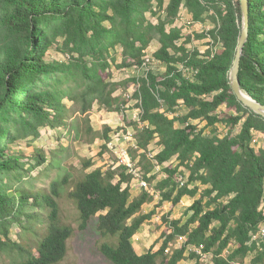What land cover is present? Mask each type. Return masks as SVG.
Returning a JSON list of instances; mask_svg holds the SVG:
<instances>
[{
    "label": "trees",
    "instance_id": "16d2710c",
    "mask_svg": "<svg viewBox=\"0 0 264 264\" xmlns=\"http://www.w3.org/2000/svg\"><path fill=\"white\" fill-rule=\"evenodd\" d=\"M153 6L165 12L158 23L147 19ZM249 6V38L239 78L244 90L264 103V0H249ZM182 7L195 21L203 22L213 12L215 28L197 35L214 40L206 53L189 49L185 42L178 45L182 29L174 24ZM242 24L241 0H0V253L10 257V264H61L75 232L61 221V183L53 181L46 190L26 180L22 157L11 145L39 136L44 126L65 125V98L86 116L87 140L108 141L112 127L106 124L96 132L89 124L90 111L96 102L108 111H121L126 102L116 92L131 81L140 84L135 97L141 121L148 123L136 134L145 178L153 183L157 175L147 174L157 163L179 160L165 168L167 176L155 185L162 195L159 204H178L186 195L197 197L201 184L207 187L185 222L169 221L161 247L140 254L133 238L155 214V209L142 212L154 196L143 190L132 197L130 174L94 168L68 193L79 211L80 229L86 230L98 216L97 230L105 239L98 250L111 264H179L186 258L199 262L197 249L212 254V264L243 262L251 252L255 256L250 264H264V239H254L264 224V147L252 144L254 130L264 134V117L244 106L230 84ZM156 37L161 46L153 55L167 65L166 72L150 69L121 82L104 77L112 50L122 47L121 66L141 68ZM60 38L69 57L47 59ZM179 64L197 73L185 74ZM181 100L188 113L170 118L168 111H175ZM224 104L236 114L219 113ZM196 119L223 123L227 132L207 135L191 123ZM177 120L189 124L177 127ZM156 138L162 148L153 159L149 146ZM103 147L105 152L106 143ZM45 161L42 156L38 163ZM93 165L89 159L84 167ZM181 166L190 170L184 182L177 175ZM61 182L67 184L69 178ZM124 182L129 185L123 187ZM15 224L38 235L34 244L12 239ZM180 237L185 238L182 246H172ZM232 244L234 250L226 254Z\"/></svg>",
    "mask_w": 264,
    "mask_h": 264
},
{
    "label": "rangeland",
    "instance_id": "374dc122",
    "mask_svg": "<svg viewBox=\"0 0 264 264\" xmlns=\"http://www.w3.org/2000/svg\"><path fill=\"white\" fill-rule=\"evenodd\" d=\"M169 0H167V3ZM157 4V3H155ZM155 7V6H153ZM147 19L153 23H158L159 20L165 16L164 9L159 7L153 8L152 11L147 12ZM213 12L208 13L205 17V21H195L193 14L185 7H182L179 16L174 25L182 29L183 42L191 50L199 49L202 53H206L211 46L210 42L214 40L209 36L205 38H199L198 34L207 33L209 30L215 28L217 22L213 19ZM161 46L159 38L153 39L148 49L146 50L145 57L152 55ZM63 47V39H59V42L50 49L47 55L49 60H66L69 57L66 54ZM215 48V47H214ZM221 49L216 47L215 50ZM122 47L111 51L109 55L110 67L103 72L105 78L112 81L121 82L126 79L134 77H142L145 75L146 70L144 67L133 66H121L123 64ZM157 72H166L165 66L156 65ZM139 83L131 81L127 86H121L116 95L122 97L126 104L121 111H108L102 108L97 102L94 104L89 114V124L92 125L96 132H100L104 129L106 124H109L112 129L119 127L121 123H125L129 126H136L132 117L139 111L138 98L135 97V93L139 87ZM64 102L68 106L67 123L61 127L44 126L41 128V134L37 137H29L22 139L11 145L12 151L18 153L21 158L20 162L24 164V178L31 181L39 189L48 190L53 181H59L62 196L59 199L61 208V221L65 224L71 225L75 232L68 242L69 251L66 258L61 264H111L98 250V246L105 239L99 234L97 230L98 216L93 218L86 230L80 229V215L79 211L72 199L69 198L68 193L72 189L73 185L80 179H82L86 173L90 172L94 168L103 166L105 157L104 153V139L98 137L95 142H89L87 139L91 136L86 133L88 123L86 116L80 112V106L72 99L65 98ZM229 107L224 104L218 112L222 113L228 111L229 113L236 114V109H228ZM183 115H186L189 111L187 106L177 108ZM200 127L205 130L207 135L225 134L227 132V126L223 123L216 125H210L208 121L201 120L199 122ZM241 129V123H239L234 133H238ZM258 140L254 144L257 149L258 146H264L263 135H257ZM162 146L159 143V138L153 140L149 146V151L157 153L161 150ZM42 156L46 158V161L39 164L38 161L42 159ZM141 158V157H140ZM91 159L94 165L88 169H85V161ZM179 160L174 157L168 161L158 171L159 174L154 181L156 185L158 181H161L163 174H167L166 167L169 165H178ZM190 174V170L186 166H181L177 175L187 179ZM69 178L67 184H63L61 181L65 178ZM207 185H200V193L197 197L184 196L178 204H174L172 201L166 200L162 204H159L162 200L160 193L159 198H155L150 203L144 204L142 208L143 213H148L155 209V214L149 220H147L133 238V243L138 253H145L151 249L158 250L164 240V232L168 227L170 220L182 219L184 222L189 217L191 211L190 207L198 198ZM156 189L157 186H156ZM132 190V197L138 195L143 191L142 188L135 185ZM159 190V189H158ZM160 191V190H159ZM161 192V191H160ZM167 217V219H165ZM42 225H38V228H42ZM257 234H255L256 236ZM12 239L18 241H24L34 244L38 235L29 231H22L19 224H15L11 230ZM185 241L184 237H180L172 245L174 247H181ZM235 244H232L226 254L234 250ZM189 254V253H188ZM255 256L254 252L249 253L243 262H237L233 264H250L252 258ZM197 259L186 258L179 264H196ZM0 264H10V257L6 254L0 253ZM198 264H212V254H204L199 260Z\"/></svg>",
    "mask_w": 264,
    "mask_h": 264
},
{
    "label": "built area",
    "instance_id": "2783aa9c",
    "mask_svg": "<svg viewBox=\"0 0 264 264\" xmlns=\"http://www.w3.org/2000/svg\"><path fill=\"white\" fill-rule=\"evenodd\" d=\"M177 43L178 45L181 46L182 43H184L183 37ZM153 54L145 57V62L143 66L145 70L148 71L152 69L156 71L157 70L155 68L156 65L165 66V70H166L167 65L161 60L156 59ZM179 67L184 71L185 74L189 73V75H191L192 72L197 73V71H195L194 69L185 67L182 64H179ZM180 102L181 103L178 107L180 106L182 107V105H184L183 100H181ZM138 103H140V100H138ZM161 111L164 112L165 108H162ZM141 114H142V108L140 107L138 113L132 117V120L134 121L136 126H129L123 122L119 125V127L112 130V132L110 133V139L108 141H104V144L106 143L107 145V150H105V152L103 153V157H105V161L103 162L104 165L101 166V168L103 169V171L119 169V170L124 171L126 174H130L132 176V181L130 183L131 189L134 188L135 185H138V187L142 188L144 191H147L148 193L153 195L155 198H159L160 191L155 188L154 182L152 183L147 178H145V173L142 170L141 165H140L141 151L138 150L136 134L138 133L139 129L143 128L145 125H148V123L141 121ZM167 115L170 118H176L183 114L178 109H176L175 111H168ZM200 121L201 119H196V120H192L191 123L197 124L199 129H201L202 127H200L199 125ZM188 124L189 122L183 124L179 120L176 121L177 127H181V126L185 127ZM257 135H263L264 137L263 133L254 130V139L252 142L253 146H255L254 144L258 140ZM263 147L264 146L262 145L258 146L259 149ZM134 151H137V153L134 154ZM157 153L149 152V156L154 159V156ZM154 161L156 162V160ZM166 163L164 164L157 163L153 172L148 173L147 176L151 177L153 175H158L159 174L158 171ZM166 176L167 174H163V177H161V179L165 178ZM119 179H120V176L117 175L116 180H119ZM158 179L159 178L157 177V180ZM179 180L184 182V178L182 176H179ZM128 185H129L128 182L123 183V187H127ZM261 209L264 210V201L261 204ZM254 239L259 240V242L262 239H264V224L261 225L260 230L257 233V235L254 236ZM197 251L203 255L201 249H197Z\"/></svg>",
    "mask_w": 264,
    "mask_h": 264
},
{
    "label": "water",
    "instance_id": "95a60500",
    "mask_svg": "<svg viewBox=\"0 0 264 264\" xmlns=\"http://www.w3.org/2000/svg\"><path fill=\"white\" fill-rule=\"evenodd\" d=\"M243 9V24L241 35L239 37L233 65L230 69V84L237 98L250 110L264 117V103L251 96L241 85L239 72L241 68V59L244 53L246 42L249 38L250 18H249V0H241Z\"/></svg>",
    "mask_w": 264,
    "mask_h": 264
}]
</instances>
